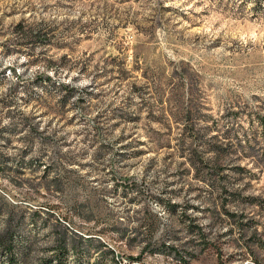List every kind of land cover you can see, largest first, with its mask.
Instances as JSON below:
<instances>
[{"label":"rangeland","instance_id":"1","mask_svg":"<svg viewBox=\"0 0 264 264\" xmlns=\"http://www.w3.org/2000/svg\"><path fill=\"white\" fill-rule=\"evenodd\" d=\"M9 223L16 264H264V0H0Z\"/></svg>","mask_w":264,"mask_h":264},{"label":"trees","instance_id":"2","mask_svg":"<svg viewBox=\"0 0 264 264\" xmlns=\"http://www.w3.org/2000/svg\"><path fill=\"white\" fill-rule=\"evenodd\" d=\"M16 26H17V30L22 31L24 33H30L31 35L40 33L39 29H34L33 27H29L28 29H26L25 25L22 22L18 23ZM42 41H44V39H42ZM59 86H62V85H59ZM215 138L217 139V137H214V139ZM249 144H250V141L247 138H245L244 140H239L237 144L222 141V140L219 141L218 144H216V146H214L213 149L209 148L210 152H213L212 161L214 162V165L218 167L220 165V162L222 160H225V158L230 154L235 155V158H239L240 153L247 154L246 148ZM230 150H232L231 153H230ZM10 219L12 220V218ZM16 227L17 226H13L12 223H9L7 228L3 232L0 233V251L10 255L9 264H16V261H17L15 239H16L18 230L16 229ZM60 245L61 247L58 248L59 251H57V253L59 254L57 257H59L58 259L60 260V264H64L62 262L65 256L68 254L69 248L66 244V240H64L63 242H60ZM100 246L104 247L103 244H101ZM147 247L150 248L151 247L150 244H148ZM73 251L76 252L75 248L73 249ZM110 253H113V251L110 250ZM154 253H158V252L154 251ZM52 262L53 261H51V263Z\"/></svg>","mask_w":264,"mask_h":264}]
</instances>
